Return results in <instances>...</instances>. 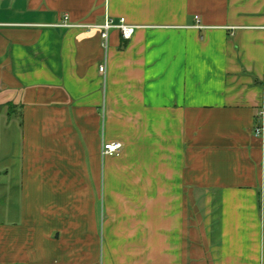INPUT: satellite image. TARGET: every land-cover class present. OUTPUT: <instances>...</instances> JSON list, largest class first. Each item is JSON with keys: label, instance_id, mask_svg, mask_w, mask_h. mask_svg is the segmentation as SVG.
<instances>
[{"label": "crops", "instance_id": "crops-1", "mask_svg": "<svg viewBox=\"0 0 264 264\" xmlns=\"http://www.w3.org/2000/svg\"><path fill=\"white\" fill-rule=\"evenodd\" d=\"M262 105L264 0H0V264H264Z\"/></svg>", "mask_w": 264, "mask_h": 264}, {"label": "built area", "instance_id": "built-area-1", "mask_svg": "<svg viewBox=\"0 0 264 264\" xmlns=\"http://www.w3.org/2000/svg\"><path fill=\"white\" fill-rule=\"evenodd\" d=\"M69 20H70L69 16L66 15L63 26L73 27V28H84V29H94V28L100 29L102 45L105 54L108 53L110 47L111 32L113 30L119 31L124 41H130L134 37L136 31V27L128 24L125 18L119 19L117 23H115L111 19H108L107 22L101 27L73 25L69 23ZM106 70H107L106 63H104L99 68V71L101 72V74H103L104 77L106 76ZM257 121L258 123L255 126L254 134L255 136L260 137L264 140V105H262L258 110ZM122 149H123V145L120 142L103 141L101 147V156L103 159L107 157H113L120 154Z\"/></svg>", "mask_w": 264, "mask_h": 264}]
</instances>
